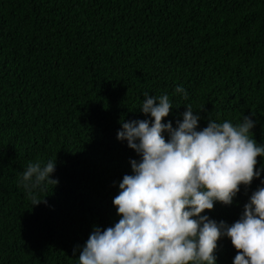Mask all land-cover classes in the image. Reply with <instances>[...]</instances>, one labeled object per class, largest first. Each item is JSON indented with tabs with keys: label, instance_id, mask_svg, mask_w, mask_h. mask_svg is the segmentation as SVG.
Returning <instances> with one entry per match:
<instances>
[{
	"label": "trees",
	"instance_id": "obj_1",
	"mask_svg": "<svg viewBox=\"0 0 264 264\" xmlns=\"http://www.w3.org/2000/svg\"><path fill=\"white\" fill-rule=\"evenodd\" d=\"M144 93L169 95L162 123L185 105L201 109L197 130L248 116L264 145V0H0V264H78L93 226L118 222L112 201L140 157L117 132L150 118ZM55 158L58 184L32 206L22 173ZM261 186L203 214L232 224ZM236 254L218 241L217 264Z\"/></svg>",
	"mask_w": 264,
	"mask_h": 264
},
{
	"label": "clouds",
	"instance_id": "obj_2",
	"mask_svg": "<svg viewBox=\"0 0 264 264\" xmlns=\"http://www.w3.org/2000/svg\"><path fill=\"white\" fill-rule=\"evenodd\" d=\"M176 94L188 98L177 86ZM182 122H163L175 108L168 94L144 93L140 111L150 117L121 121L117 140L127 142L139 160H130L131 175L119 182L112 203L119 218L113 226L93 229L78 264H217L218 241L230 239L237 250L232 264H264V186L252 192L239 219L216 221L206 210L233 204L254 179L264 185L257 157L264 145L253 139L255 121L239 123L210 118L199 128V110L185 105ZM55 160L29 162L20 183L31 195L55 186ZM32 206L44 202L31 195Z\"/></svg>",
	"mask_w": 264,
	"mask_h": 264
}]
</instances>
